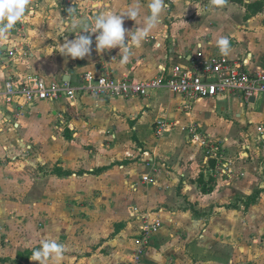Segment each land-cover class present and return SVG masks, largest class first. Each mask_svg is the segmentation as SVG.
Wrapping results in <instances>:
<instances>
[{"label":"crops","instance_id":"obj_1","mask_svg":"<svg viewBox=\"0 0 264 264\" xmlns=\"http://www.w3.org/2000/svg\"><path fill=\"white\" fill-rule=\"evenodd\" d=\"M133 2L29 0L10 37L0 41V187L43 197L32 205L13 203L36 208L35 219L22 210L0 216L1 226L15 225L5 252L12 255L13 235L22 237L30 223L37 227L30 239L39 246L42 235L54 238L65 249V264H264V97L189 102L156 90L146 98L6 102L9 81L35 77L73 87L88 72L149 81L164 69L210 58L221 37L229 41L228 58H249L251 68L264 62V6H251L264 0H226L223 7L169 0L147 39L139 47L129 42L124 63L118 48L98 54L95 34L84 59L58 54L94 14H121ZM139 3L143 18L149 0ZM123 27L131 32L142 24L124 18ZM12 50L17 54L8 60ZM158 121L170 126L161 136ZM192 126L219 144V154L188 140ZM146 213L162 227L137 262L139 217ZM5 259L26 264L16 255Z\"/></svg>","mask_w":264,"mask_h":264},{"label":"built area","instance_id":"obj_2","mask_svg":"<svg viewBox=\"0 0 264 264\" xmlns=\"http://www.w3.org/2000/svg\"><path fill=\"white\" fill-rule=\"evenodd\" d=\"M16 54V51H10L7 59L14 58ZM250 64L249 58L232 60L219 51L210 58L198 59L189 68L176 65L170 71L164 69L158 77L145 82H137L129 77L117 79L110 75L96 76L91 72L85 73L74 87L68 83L47 84L43 79L36 77L18 85L9 81L6 84L5 97L9 104L15 103L16 100L31 104L37 100L54 102L63 97L75 100L79 95L94 98H146L153 91L167 90L185 97L189 102L213 99L224 94H240L249 102L264 97V62L253 68ZM169 130L170 126L166 121L157 122L158 135L161 136ZM260 132L264 141V128H261ZM188 135L191 143L210 148L212 153L219 154V144L202 137L197 127H190ZM151 217L148 213L139 217L142 221V238L137 262L146 252L150 237L162 227L160 218L153 220Z\"/></svg>","mask_w":264,"mask_h":264},{"label":"clouds","instance_id":"obj_3","mask_svg":"<svg viewBox=\"0 0 264 264\" xmlns=\"http://www.w3.org/2000/svg\"><path fill=\"white\" fill-rule=\"evenodd\" d=\"M210 3L214 7H223L226 0H210ZM28 5L29 0H0V41H5L10 37L17 22L23 18ZM93 7H100V5L96 4ZM164 7V0H149L148 12L141 18V5L139 0H134L133 4L121 14L110 12L94 14L93 23L86 25L74 40H67L63 43L58 54L73 60L84 59L91 53L93 43L91 34H95L97 53H106L118 48V62L124 63L128 60L129 42L132 46L139 47L159 24V17ZM124 18L134 21L135 24H142V27H136L135 31L128 32L123 27ZM217 46L221 54L228 55L229 41L226 38L218 39ZM121 49L125 53L123 57L120 55ZM29 260L33 264H65V249L54 238L42 235L39 247L32 251Z\"/></svg>","mask_w":264,"mask_h":264},{"label":"rangeland","instance_id":"obj_4","mask_svg":"<svg viewBox=\"0 0 264 264\" xmlns=\"http://www.w3.org/2000/svg\"><path fill=\"white\" fill-rule=\"evenodd\" d=\"M169 0H164V5L168 4L169 5ZM203 106H207V103L204 102ZM209 112V111H208ZM208 116V115H206ZM209 118V117H207ZM205 123H212L213 117L211 116L208 120H204ZM230 122V121H229ZM47 198V197H45ZM41 203L43 201L42 193L38 192L37 190H27L26 191H20V190H4L3 187H0V216L3 218L8 215H12V211L16 213H19L20 210H22V214L25 217H28L29 219L33 217H38L37 215V209L36 208H30L26 207V211L24 209H21L19 206L14 205L13 203L21 204V203H26L27 205H32L33 203ZM51 204V202H50ZM52 209V208H50ZM26 213V214H25ZM97 214L95 212L92 215ZM0 218V224H1V219ZM9 219V218H8ZM35 219V218H33ZM15 225L7 222L6 224L0 225V264H7L5 261V258H9V255L12 257V255L15 257L18 256V259L21 260L22 262H25L26 264H33L29 260V257L32 255V249H36V243L30 239L31 235H34L37 231V227L34 224L27 223L24 228V233L22 237H18L13 235V246H11V254H7L5 250L7 249V246L10 244L9 242V237L10 233L15 231ZM25 249L26 252H22L21 250ZM7 255V256H6ZM5 257V258H4ZM11 264V263H10ZM14 264H18L15 263Z\"/></svg>","mask_w":264,"mask_h":264},{"label":"trees","instance_id":"obj_5","mask_svg":"<svg viewBox=\"0 0 264 264\" xmlns=\"http://www.w3.org/2000/svg\"><path fill=\"white\" fill-rule=\"evenodd\" d=\"M251 6L254 7L256 9V11H258V10H262L264 4L263 3H261V4L256 3V4H253ZM251 6H250V8H251Z\"/></svg>","mask_w":264,"mask_h":264},{"label":"water","instance_id":"obj_6","mask_svg":"<svg viewBox=\"0 0 264 264\" xmlns=\"http://www.w3.org/2000/svg\"><path fill=\"white\" fill-rule=\"evenodd\" d=\"M255 99H252V101H254Z\"/></svg>","mask_w":264,"mask_h":264}]
</instances>
